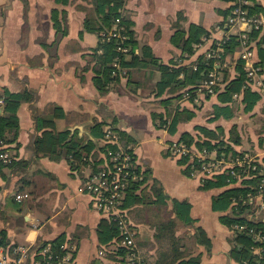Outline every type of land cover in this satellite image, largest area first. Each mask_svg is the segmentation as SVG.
I'll return each mask as SVG.
<instances>
[{"label": "crops", "instance_id": "obj_1", "mask_svg": "<svg viewBox=\"0 0 264 264\" xmlns=\"http://www.w3.org/2000/svg\"><path fill=\"white\" fill-rule=\"evenodd\" d=\"M257 2L264 5V0ZM231 3L126 0L125 11L135 22L137 50L148 45L160 62L168 64L183 55L172 41L177 28L188 29L191 23H196L208 30L188 62L197 61L225 34H238L236 27L222 23L225 18L220 10ZM89 17L97 18L94 0H0V115L6 114L1 97L7 90L33 94L31 100L20 102L16 111L18 135L9 144L15 162L0 167V247L15 255L18 247L26 246L31 252L28 262L33 263L32 251L36 246L56 242L61 237L73 248L75 264H119L122 259L114 241L101 246L98 228L103 215L94 209L91 195L83 188L88 170L85 163L76 167L65 156L57 158L47 154L46 147L37 148L39 136L49 129H38L37 117H45L55 120L57 131H71L70 135L79 132L85 143L91 139L95 144L94 157L99 155L103 144L102 139L92 134L95 122H103V128L113 123L129 135L135 159L141 167L150 169L138 190L146 199L127 208L136 245L147 263L179 264L183 259L197 258L199 264H250L233 254L234 247L244 245H237L235 230L221 220L228 212L213 208V199L224 188L204 187L205 181L187 167V159L173 153L171 145L184 132L192 133L197 140L211 139L199 128L204 127L217 132L220 135L217 140L223 139L237 150L247 146L258 150L264 141V89L257 90L260 98L249 109L243 93L234 94L231 101L222 100L216 93L200 106L193 101L179 103V98L163 103L162 99L176 93L166 88L158 94L160 71L147 67L143 70H148V76H141V70L132 72V77L141 83L139 86L133 83L137 91L128 90L132 84L128 85V79L123 78L116 88L103 92L94 82L93 63L89 62V52L99 42L98 32L85 29L84 22ZM231 59L236 66L228 78L238 74L239 60L247 67L237 50ZM249 61L260 66L256 77L264 79V64H259L256 42ZM216 105L229 108L227 112L216 111ZM57 106L62 110L56 111ZM178 107L193 110L194 115L181 120L172 133L170 122ZM61 111V116L56 115ZM153 112L171 115L160 126ZM155 182L167 196L166 202L155 198L152 188ZM174 199L189 202L193 218L191 223L178 220L175 235L180 239L177 245L180 255L171 251L172 242L158 240L157 236L163 221L177 217L173 212ZM165 210L169 215L162 214ZM248 212L249 217L264 222V205H254ZM200 228L208 244L199 235ZM182 231L186 234L181 237ZM258 264L264 263L259 260Z\"/></svg>", "mask_w": 264, "mask_h": 264}, {"label": "trees", "instance_id": "obj_2", "mask_svg": "<svg viewBox=\"0 0 264 264\" xmlns=\"http://www.w3.org/2000/svg\"><path fill=\"white\" fill-rule=\"evenodd\" d=\"M224 1L231 2L232 0ZM125 5L126 0H94V8L97 13V18L89 17L86 18L84 22L87 31H95L99 34V42L97 46L92 48L89 52L91 58H89V62L93 63V69L95 72L93 79L99 90L107 92L111 88H116L117 84L121 82L123 76L128 79V85H133V83H135L136 86H139L141 85L140 81L135 80L132 77L133 70L154 67L159 70L161 74L160 79L156 83L158 94H162L166 88H169L171 93H176L175 96L162 99L163 103L172 102L173 99L182 97L185 92L190 93L194 98L196 96V91L203 86L204 81L208 78V74L212 69V60L206 58L205 55H200L197 61L194 62H188V58L195 52L196 44H199L202 41V37L208 34V30L196 23H191L188 29L177 28L172 36V41L182 49L183 55L179 56L177 60L165 64L160 62L159 58L152 53L151 48L148 45H143L140 51L137 50L139 44L133 28L135 22L130 13L125 11ZM243 7L248 10L250 15L262 14L264 16V5L257 2V0H250V3L243 4ZM231 9L232 5L224 10H220L225 18V22L223 21L222 23H227L228 26V16L231 14ZM118 18L119 20L117 21ZM116 25L118 27L123 26V28H120V36L109 34ZM225 35L226 36L223 38L216 40V43L221 46L224 57L228 56L230 58L231 54L236 50H241L245 46H248L253 52V46L256 42L259 52V64H264V26L259 28H256L255 26L252 27L245 32L244 37L239 34L230 33ZM123 36H125L124 39ZM252 41L254 42L252 43ZM216 43L215 47L217 46ZM121 46L128 47L129 51L126 53L121 51L119 49ZM117 61L120 66L115 64ZM239 61L240 62L237 64L239 66L238 74L233 78H228L227 75H224V87L221 88L218 85L215 86V92L218 93L219 97L224 101H231L233 100L234 94L243 93V100L247 104L246 108L249 109L252 108L260 98V94L257 90H252L245 86L247 70L244 68L245 63L242 62V60ZM226 68H224V72L227 70ZM122 70H126L125 73H122ZM151 74H153L152 71H150V75ZM206 93V98H209L211 94L208 92ZM32 98L33 94L29 91L11 92L9 90H7L1 97L6 112V114L0 115V141H2L1 144L5 145L2 150L10 151L12 154L9 144L16 140L19 129V117L16 112L17 108L20 102L28 101ZM228 108V106H215L216 111L223 109L227 112ZM60 110H62V108L57 106L56 111ZM62 114L63 111H61V113L57 112L56 115L61 116ZM229 114L230 113L227 115ZM166 115L153 112V118H159L160 126L168 122V116H170L171 113ZM193 115V110L188 108L180 109L178 107V110L173 114L170 122V132L174 133L181 120H187L193 117ZM103 124V122L97 121L91 126L92 134L103 141L99 157H94L92 154L93 149H95V144L91 139L85 143L83 136L80 137L79 132L70 135L71 131H57L55 128V120L52 118L46 119L45 117H37L38 129L49 127V129L45 130L42 133V136H39L36 141L37 148L40 149L46 147V153L57 158L65 156L67 159L71 160L72 164L76 167L81 164V162H84L85 165H87L89 159L93 166L96 167L98 163L104 161L103 155H105L109 149L114 151H121L123 149L129 150L135 158L133 150L131 148H126V146L132 141L126 131L113 123H109L111 128L115 127V131L119 135L120 141L116 143L106 142L103 140L105 134V127L103 128ZM199 128L201 131L206 132L211 139L200 138L197 140L192 133L184 132L179 141H183L190 146H195L200 150L204 148L216 149L219 156L222 153H225L229 159L244 155L245 152L233 148L225 143L223 139L217 140L216 138H219L220 136L217 132L209 131L204 127ZM229 153H232V155H228ZM91 156L94 158H91ZM14 162L15 157L10 164H13ZM254 164L257 163L253 162V165ZM232 169L239 171L241 166H234V168L230 169L228 168L224 173L216 174L204 180L205 183L203 186L207 188H224L223 191L213 199V208L228 212L221 216V220L229 227L233 228V225L236 223L247 226V230L245 231H236L237 245L243 244L244 246L234 247L233 254L241 261L249 260L250 264H258L259 259L257 253H254L253 251L254 247H262L264 249V239L258 240L248 231L249 229L254 228L255 231L264 236V222L258 218L249 217L248 209L252 208L255 204L254 198L257 199L260 195V188L263 184L260 177L262 176H258L257 171L252 170L253 175L245 177L242 181L240 180L239 183V179L231 174ZM149 172V168H144V170H142V167L139 165L135 168L134 174L139 176L143 175V178L140 179L136 177L129 181L126 188L123 207L128 208L146 199L142 192L138 193V190L146 181V177H148L147 173ZM244 176L245 173L242 177ZM228 178H230V181H227ZM152 188L157 201L166 202L165 198H167V196L164 195L163 189L158 183L155 182ZM249 194L250 196H253L252 200H250ZM173 204V212L176 213L177 217L163 221L158 228L157 236L158 240L161 239L166 242H172L173 247L171 251L180 255L182 253L178 250L180 239L175 235L178 220L183 221L184 223H191L193 218L190 215L189 202L174 199ZM199 232L198 233L203 238V241L206 239V243L208 244L209 240L207 239L204 230L200 228ZM98 234L101 246L114 240L119 242L121 240L117 224L109 217L103 216L101 219ZM62 241L61 237L56 240L57 243H61ZM126 251H128V249L123 246L117 247V252L123 258L119 264H127L126 257L124 258V255L126 256ZM260 261L264 263L263 260ZM145 264L149 263L145 261ZM179 264H199V260L197 258L183 259Z\"/></svg>", "mask_w": 264, "mask_h": 264}, {"label": "built area", "instance_id": "obj_3", "mask_svg": "<svg viewBox=\"0 0 264 264\" xmlns=\"http://www.w3.org/2000/svg\"><path fill=\"white\" fill-rule=\"evenodd\" d=\"M231 2L232 9L231 14L228 16V24L234 27L241 25L245 26V28H240L239 30V33L242 37H244L245 32L250 30L252 27L255 26L256 28H259L264 26L263 15H250L248 10L243 7V4L250 3V0H232ZM118 20L119 18L117 21ZM120 28H123V26L118 27L116 25L109 34L113 36H120ZM124 38L125 36H123V39ZM215 43L216 41L212 44L213 47L211 48L210 46L206 50L208 52L205 53V57L212 60V69L208 74V78L204 81L203 86L200 88V90L204 91L203 94H206V92H215V86H217L219 83H223L222 72L224 71V68L227 67V62L224 60L228 56L224 57L221 46L216 43L217 46L215 47ZM119 49L125 53L129 51L128 47L121 46ZM238 53L241 58L245 59L247 64V75L250 76L247 84H245L247 87L251 84L250 81L255 79V74H257V72L260 70V66L250 63L249 60L251 59L253 52L248 46L238 50ZM218 57L221 59L216 62ZM115 64L120 66L118 61L115 62ZM122 71L125 72L124 70ZM118 136L119 135L117 132L111 128V125L105 126V134L103 138L104 141L116 143L119 141ZM1 143L2 141H0V167L10 164L14 159V156L10 153V151L2 150L5 145ZM173 147H175V151L177 153L179 151L183 155L193 154L195 155L196 159L203 158L199 155L202 153L200 152V149L195 146L187 145L183 141L175 142ZM245 154L246 153H244L243 156L237 157L247 161V159L249 160V157H245ZM99 156L100 155L97 157ZM103 156L104 161L98 163L96 167H94L92 163L86 165V169L88 170L83 181V188L91 195L94 209L99 211L103 216L109 217L117 224L120 231L121 240L120 242L114 240V242L116 243V248L118 246H123L128 249V251H126V256L124 255V258L126 257L127 264H145V259L141 255L135 242V232L129 220L127 208L123 207V201L125 199L126 188L129 184V181L132 178L139 177V175L134 174V170L137 168L134 164L135 158L131 152L126 149L121 151L109 149ZM91 158L94 157L91 156ZM205 158L209 160L214 169L208 170L207 174L203 173V180H206L216 174L224 173L228 170V168L230 169L234 168V166H244V164L238 163L237 159L235 158H227L225 153H222L220 156L218 153L217 158L210 156ZM226 159L233 161H229L228 166L220 171V164L225 163ZM262 168L264 169V167ZM231 174L237 177V179H239L241 176L235 169L231 170ZM227 181H230V178H228ZM262 181L263 184L260 188V194L264 195V180ZM18 197H22V195H18ZM249 197L250 200L253 199V196H250V194ZM246 227V225L239 223L233 225L235 232L245 231L247 230ZM248 232L258 240L264 239V236L261 235V233L255 231L254 228L249 229ZM254 250L257 251L256 253L258 259L264 261V249L262 247H254ZM14 254L15 255H13V252L11 254L9 251L0 247V264H75V253L67 241H62L61 243L48 241L36 246L32 251V254H35L33 255V263L28 262V257L31 252L26 246L18 247L16 251H14Z\"/></svg>", "mask_w": 264, "mask_h": 264}, {"label": "rangeland", "instance_id": "obj_4", "mask_svg": "<svg viewBox=\"0 0 264 264\" xmlns=\"http://www.w3.org/2000/svg\"><path fill=\"white\" fill-rule=\"evenodd\" d=\"M259 15H262V14H259ZM241 26H243V25H241ZM241 26H237L236 27L237 28V32L240 30V27ZM212 47H213V45H211V48ZM206 52H208V51H205V53ZM205 53H204V55H205ZM220 59L221 58L218 57L217 60H216V62L218 60H220ZM224 61L227 62V65L228 66L230 64V66H229L230 68L227 67L226 68L227 70L225 72L224 71L222 72L223 77H224V75L225 76L226 75L227 76H232L234 74V67L236 66V61L234 59H231V57L230 58L227 57ZM238 62H240V61H238ZM145 68H147V67H145ZM143 69L144 68L140 69L141 71L139 72V74L140 75L141 74H145V76H148V74H147L148 70H143ZM147 69H149V68H147ZM150 69L152 71H154L155 68L154 67H151ZM245 69H247V67H245ZM122 73H125V72L122 71ZM257 74L255 75V77L257 76ZM123 78L125 79L124 76L122 77V79ZM147 79H152V78L147 77ZM146 82H148V80ZM247 82H248V79H246V84H247ZM250 83L251 84L247 86L248 88H253V89L259 90V91L261 89H264V79H260V78L256 77V79H253V81H250ZM117 85H119V83ZM224 85H225V83H223V84H220L219 83L218 84V86L221 87V88L224 87ZM135 88H136V86L131 85V86L128 87V90L130 89L131 92H135V91H137V90H135ZM152 88L153 87H151V90H152ZM203 92H204L203 90H200V89L197 90L196 91V96L194 98L192 97V95L190 93H186L185 92L182 95V97L179 98L178 101H179V103H180V100L182 102L184 100L185 101H193V103L195 102L197 106H200L204 100H207L208 99V98H206L207 93L206 94H203ZM210 94L213 95V94H216V92L210 93ZM236 104H238V102ZM238 108H239V106L237 105L236 106V111H238ZM158 121H159V118H158ZM113 130H115V127H113ZM118 140L120 141V137L119 136H118ZM126 148H131L134 151V145H133V143L130 142L128 144V146H126ZM171 149H172V151H173L174 154L181 155V156H183L184 159H187L186 163L188 162V164H189V165H187V167L189 169H191L192 171H194L195 173H197L199 175V177H201V178H202L203 173L204 174H207L208 173V170H213L214 169V167L210 164L209 160L207 158H205V157L210 156V157H213V158H217V155H218L217 152L218 151L216 149H210V148L209 149H206V148H204V149L200 150V152H202V153L199 154V155L201 157H203V158H198V159H196L195 155H193V154H184L183 155L179 151L177 153L175 151V147H173V144L171 145ZM240 151L245 152L246 153L245 154V157H249V160L247 159V161H245L243 159H240L238 157H235V159H237L238 163L244 164V166L241 167V169L238 171L239 174L241 175L239 177V181L238 182L240 183V180L242 181V179H244L245 177H248L249 175H253L252 174L253 173L252 170L257 171V175L258 176H264V169L262 168V167H264V161H263V158H264V141H263V144L259 147L258 150H254V148H249V146H247L245 149H241ZM92 154L94 155V153H92ZM228 155H232V153H229ZM229 161H233V160L226 159V162L225 163H221L220 164V171H222V169H224L225 167L228 166ZM246 162H248V163H246ZM253 162H256L257 164L256 165H253ZM134 164H135L136 167L138 165L141 166L139 164V162L137 161V159H134ZM142 170H144V167H142ZM244 173H245V176L242 177ZM138 178H140V179L143 178V175L139 176ZM260 178H261V180H264V177H260ZM257 199H259V200H257ZM257 199L254 198V203H255L254 205L259 204L260 206L261 205L263 206L264 205V195L260 194L257 197ZM162 214L165 215V216L169 215V213H168L167 210L162 211ZM185 234L186 233L184 231H182L181 232V237H182V235L184 236ZM183 238H185V237H183ZM122 260H123V258L121 259V261Z\"/></svg>", "mask_w": 264, "mask_h": 264}]
</instances>
